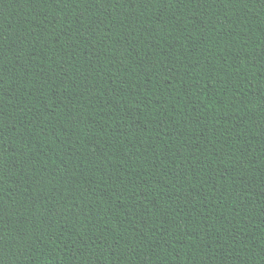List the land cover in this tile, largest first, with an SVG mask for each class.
Masks as SVG:
<instances>
[{
	"label": "trees",
	"instance_id": "trees-1",
	"mask_svg": "<svg viewBox=\"0 0 264 264\" xmlns=\"http://www.w3.org/2000/svg\"><path fill=\"white\" fill-rule=\"evenodd\" d=\"M0 264H264V0H0Z\"/></svg>",
	"mask_w": 264,
	"mask_h": 264
}]
</instances>
